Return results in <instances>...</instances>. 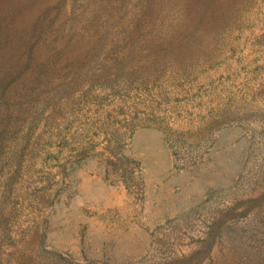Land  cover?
I'll list each match as a JSON object with an SVG mask.
<instances>
[{
  "label": "rangeland",
  "instance_id": "obj_1",
  "mask_svg": "<svg viewBox=\"0 0 264 264\" xmlns=\"http://www.w3.org/2000/svg\"><path fill=\"white\" fill-rule=\"evenodd\" d=\"M0 264H264V0H0Z\"/></svg>",
  "mask_w": 264,
  "mask_h": 264
}]
</instances>
